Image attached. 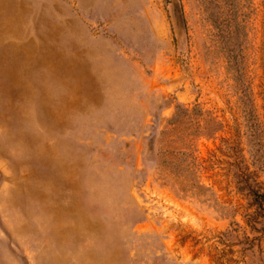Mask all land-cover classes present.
Masks as SVG:
<instances>
[{
    "label": "rangeland",
    "instance_id": "374dc122",
    "mask_svg": "<svg viewBox=\"0 0 264 264\" xmlns=\"http://www.w3.org/2000/svg\"><path fill=\"white\" fill-rule=\"evenodd\" d=\"M0 0V264H264V0Z\"/></svg>",
    "mask_w": 264,
    "mask_h": 264
},
{
    "label": "water",
    "instance_id": "95a60500",
    "mask_svg": "<svg viewBox=\"0 0 264 264\" xmlns=\"http://www.w3.org/2000/svg\"><path fill=\"white\" fill-rule=\"evenodd\" d=\"M173 13L177 27H183V17L177 0H175V3L173 4Z\"/></svg>",
    "mask_w": 264,
    "mask_h": 264
},
{
    "label": "trees",
    "instance_id": "16d2710c",
    "mask_svg": "<svg viewBox=\"0 0 264 264\" xmlns=\"http://www.w3.org/2000/svg\"><path fill=\"white\" fill-rule=\"evenodd\" d=\"M254 200L258 207L264 208V195L256 193L254 195Z\"/></svg>",
    "mask_w": 264,
    "mask_h": 264
}]
</instances>
